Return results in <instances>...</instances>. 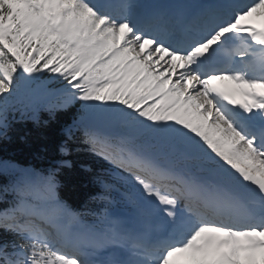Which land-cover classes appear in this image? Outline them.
Segmentation results:
<instances>
[{"label": "snow or ice", "instance_id": "obj_1", "mask_svg": "<svg viewBox=\"0 0 264 264\" xmlns=\"http://www.w3.org/2000/svg\"><path fill=\"white\" fill-rule=\"evenodd\" d=\"M77 101L0 212V264H264V0H0V135ZM76 131L127 186L96 224L57 194Z\"/></svg>", "mask_w": 264, "mask_h": 264}, {"label": "trees", "instance_id": "obj_2", "mask_svg": "<svg viewBox=\"0 0 264 264\" xmlns=\"http://www.w3.org/2000/svg\"><path fill=\"white\" fill-rule=\"evenodd\" d=\"M49 75L45 73L42 78L47 79ZM55 99L52 97L51 102L54 103ZM80 112L79 101L66 109L57 110L54 117L47 111H41L39 124L30 119L21 120L18 112H9V127L6 134L0 135V212L15 203L13 185L26 170L47 174L59 155L57 145L64 140L62 129L72 124ZM80 136L81 133L76 131V140L70 142L73 149L69 157L71 167L62 168L56 177L57 194L73 212L80 214V220L92 221L91 208L98 203H108L113 193L111 188L102 187L100 181L105 184L113 182L120 172L112 169L101 156L89 151L87 145L80 143ZM118 182V186L126 190L124 181L118 178ZM101 193L109 200L92 199ZM0 236L13 239L11 235Z\"/></svg>", "mask_w": 264, "mask_h": 264}, {"label": "rangeland", "instance_id": "obj_3", "mask_svg": "<svg viewBox=\"0 0 264 264\" xmlns=\"http://www.w3.org/2000/svg\"><path fill=\"white\" fill-rule=\"evenodd\" d=\"M254 18H256V17H254ZM202 99V98H201Z\"/></svg>", "mask_w": 264, "mask_h": 264}]
</instances>
